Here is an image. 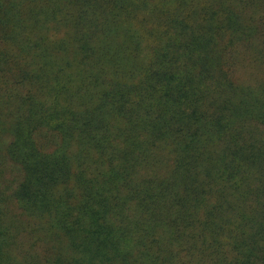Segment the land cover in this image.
I'll list each match as a JSON object with an SVG mask.
<instances>
[{"label":"trees","instance_id":"trees-1","mask_svg":"<svg viewBox=\"0 0 264 264\" xmlns=\"http://www.w3.org/2000/svg\"><path fill=\"white\" fill-rule=\"evenodd\" d=\"M4 163L0 264H264V0H0Z\"/></svg>","mask_w":264,"mask_h":264},{"label":"rangeland","instance_id":"rangeland-1","mask_svg":"<svg viewBox=\"0 0 264 264\" xmlns=\"http://www.w3.org/2000/svg\"><path fill=\"white\" fill-rule=\"evenodd\" d=\"M238 71L241 72L240 73L241 76L239 75L240 78H248L249 77L248 73L245 72L244 70L239 69ZM1 169L3 171L4 181L6 183H8V186L10 188H13L16 185L17 181L19 180L17 172L14 170V168L9 163L1 164L0 170Z\"/></svg>","mask_w":264,"mask_h":264}]
</instances>
